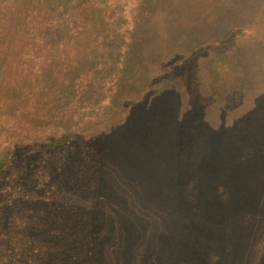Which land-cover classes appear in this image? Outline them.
Returning a JSON list of instances; mask_svg holds the SVG:
<instances>
[{
	"label": "trees",
	"instance_id": "16d2710c",
	"mask_svg": "<svg viewBox=\"0 0 264 264\" xmlns=\"http://www.w3.org/2000/svg\"><path fill=\"white\" fill-rule=\"evenodd\" d=\"M52 2L0 0V75L15 72L8 67L6 50L2 55V49L7 47V39L18 21L23 24L26 37H35L43 28L41 22L47 24V34L37 40L40 52L23 54L24 66L42 72L47 69L56 79L72 73L67 80L69 97L63 109L49 114L47 122L20 127L8 142L10 148L8 145L7 151H0V250L7 251L1 264H92L88 257L90 243H96L94 264H191L193 260L204 264L201 258L208 264H239L232 260L236 255L245 259L242 264H264V215L259 222L251 211L241 224L235 222L242 226L255 224L260 229L255 231L256 237L228 240L224 250H214L198 241L194 246L200 253L194 258L187 249L198 236L184 227L187 217L200 224L205 222L200 210L208 214L213 225L216 213L218 216L228 210L229 214L233 209L230 202L216 205L214 200L218 190L224 192L221 180L227 178L235 183L226 175L234 169L228 168V159L235 154L227 158V163L216 161L213 165L208 156L217 148L233 153L235 137L240 144L253 145L254 136L264 151V92L239 82L224 92L206 91L197 44H193L191 60L177 59L183 60L182 64L186 62L180 66L179 76L176 65H167L166 58L183 47L200 25L185 24L181 14L186 9L174 1L156 0L155 6L162 7L148 21L139 18L140 6L131 9L121 0H74L69 6H77V10L52 6ZM148 3L153 6L154 0ZM202 3L188 0L186 6ZM168 5L177 10L166 13ZM173 14L174 19L170 16ZM242 29L235 27L225 40L212 42L208 47L226 56L240 46ZM51 33L57 35L54 44H49ZM209 64L216 69L214 61ZM136 74L139 76L134 78ZM133 83L139 86V94L121 119L111 122L106 130H98L87 138L79 134L81 130L64 128L63 123L70 120H76L81 129L97 121L109 105H120L125 98L123 92ZM71 84L74 85L70 90ZM259 91L258 101L249 104L250 95ZM184 99L190 103L188 107L182 105ZM82 110L90 112L84 123L80 118ZM213 111L219 114L218 121L205 122V131L210 133L209 138L205 137L206 144H201V137L200 141L195 138L190 141L195 144L192 153L185 154V140L180 137L187 131V121L192 116L191 120L197 123V114L202 115L199 118H210ZM238 112L245 115L241 121L235 120ZM221 115L223 121L219 119ZM225 130L231 133L230 139H225ZM248 135H252L250 139L245 137L246 142H240ZM240 157L236 159L239 168L246 162ZM249 159L255 164L254 170L244 166L240 169L244 173L235 172L241 173L239 183L243 184L244 195L252 191L249 172L258 167L261 173L257 175L264 179V156L256 154ZM185 169L194 171L197 177L188 180V187L183 188L179 187V180ZM86 170H94V174L87 176ZM102 181L105 201L101 208L105 207L102 216L106 215V223L99 234L91 235L88 212L92 211L90 201L95 198L91 196ZM18 192L24 196H18ZM205 194L213 198L211 203L199 199ZM224 197H228L226 193ZM250 199L255 201L257 193ZM175 201L177 205L184 201L191 208L190 215L183 209H174ZM29 204L41 209L35 211L28 208Z\"/></svg>",
	"mask_w": 264,
	"mask_h": 264
},
{
	"label": "rangeland",
	"instance_id": "374dc122",
	"mask_svg": "<svg viewBox=\"0 0 264 264\" xmlns=\"http://www.w3.org/2000/svg\"><path fill=\"white\" fill-rule=\"evenodd\" d=\"M52 1V6H64L72 8L73 6H69V4H73L74 0ZM169 1H174L178 4V6L186 9V13L184 12V14H181L183 18H185V20L183 21L185 24L188 25L200 23L198 29H196V33L184 42L185 45L178 48L173 56L166 58V61L168 60V62H166L167 65L170 64V67H174L176 65L178 76L181 74L179 72V70L182 69L180 66H183L186 62L182 64L183 60L178 62L177 59L181 57L184 58V60H191L189 59V56L190 54L194 55V50L192 49L194 47L193 44H197L198 48L201 49L200 51H198L197 56L202 59L203 69L201 73L205 81L203 87L206 91L210 92L211 90L220 89L224 92L234 82H239L240 84L249 85L251 89H258L264 92V0H202V6H186L188 0ZM121 2L123 4L128 3L131 9L136 7L138 8L140 6L142 14L139 18L144 17L147 21L151 18V14L154 11L162 7L155 6L156 0H154L153 6L148 3V0H121ZM16 7H19L17 10H21L20 6ZM73 9L77 10V6H74ZM174 10H177L175 6L168 5L166 6L164 11L168 13ZM175 14L170 16L174 19ZM128 16L131 17V13L128 14ZM54 18L57 17L55 16ZM170 19L171 18H169V20ZM41 25L43 26V28L41 27L38 29V33L35 36H38V38H35L31 36L26 37L25 28L23 29V24L21 23V21L14 23V33L7 39V47L2 49V55L6 50L5 57L7 58H5V60L6 63L9 62L8 67H10L11 70H14L15 72L9 71L8 74L1 73L0 75V151L3 148L5 151L8 150V142L15 138L16 134H18L19 132L20 127L28 126L31 123L40 124L47 122L48 115L55 111H58L59 109H63L66 99L69 97L67 88L70 83L67 80L68 78H71L72 73H64V77H62L61 79H56L55 77L51 76L47 69H43L42 72L38 68L34 70L32 66L23 65V57L25 54L30 53L32 55H38V53L40 52V45L37 44V40L47 34V24H42L41 22ZM235 27H238L239 29L243 28L242 32H244L243 37L240 39L241 44L240 46H237L238 49L232 48L231 51H229V53L225 56L224 53L213 52V50L208 47L212 42L214 43L219 40H225L231 32L233 34V32L235 31ZM49 35V44H54L57 41V35L55 33L48 34V36ZM210 61H214L216 69L212 64H209ZM213 74H215V77ZM138 76L139 75L136 74L134 75V78H137ZM73 85L74 84L70 85V90ZM149 88L152 87L149 86ZM138 89L139 86H137L135 83L130 85L123 92V96L125 98L121 103L119 102L120 105H109L108 108L103 111L102 116L99 117L97 121L84 126V129L88 127L89 129L84 130L79 128V123L76 120H70L68 123H63L64 128L67 131L81 130V133L79 134L84 137L86 136L87 138H90L94 133H97L96 131L98 130H106L111 126V122L120 120L123 114L126 113V110L129 108L130 103H132V100L134 99V96L136 97V94H139ZM91 91L96 92V90L93 88L91 89ZM98 91L99 90H97V92ZM98 93H100V91ZM258 93H260V91L255 92V96H253V94L250 95V97L248 98L249 104L252 101H258V99H256V95ZM182 105L184 107H188L190 103L188 104L184 99L182 101ZM185 109L187 110V108ZM187 111L194 112V109H189ZM81 114L82 115L80 116V118L84 119L82 123L86 122L87 119L90 118L87 115L90 114V112H87L86 110H82ZM217 115L219 114L215 113V111H213V113L210 115V118H199V116L202 115L197 114V123H195L194 120H191V116V121H187V131L184 132L180 137V140H185L183 148L185 154L187 153V155H190L192 153V145L195 144H190V141L195 138L200 141L201 137V144H206L205 137L209 138L210 136V133H207L205 131L207 127L206 123L210 119L217 122ZM242 115V112L235 113V120H243L245 115ZM185 116L186 115L183 114V118L186 119ZM221 117L222 118H220L219 116V119L223 121V115H221ZM200 119L203 121H200ZM230 135L231 133L226 131L225 139H230ZM250 136L252 135L243 136L240 142H246L245 137H249L250 139ZM220 138L221 141H223L222 136H220ZM236 138L237 137L234 138V142L237 145L234 147L233 153L225 149L222 150L220 148H217L216 151L215 149L212 150L213 152H210L208 156L210 165H213V163L215 164L216 161H224L227 163V158L233 156L232 154H235V157L233 159H228V168H234L233 171L228 172L226 170V173H228H225L227 176H231V178H234L233 180H235V183L231 184L230 182H228L229 180L227 178L225 179V181L221 180L224 192H220V190H218L217 196L214 195L216 199L214 200V203H216V205L230 202L231 204H234L233 209L229 212V214H227L228 210L226 212L224 211L218 216L216 213L215 217L212 218L214 223L213 225L208 220L210 218L208 214L205 215L204 211L203 214L202 210H200V215H203V218L206 217L204 223L200 224L195 221H191L192 219H190L189 217L186 218L188 221H185L187 223L184 227L190 229L192 233L198 236V239H195V241L192 240V242L189 243L187 249V253L193 258L195 254L200 253V251L195 250V243L201 242L203 244L209 245L214 250H224V247L228 240H233V238H236V240H238L241 237L242 239L246 240L248 236L254 238L258 234L256 232L260 230L255 224L242 226L236 225L235 222L237 224H241V221L246 219L247 216H249V213H253L254 217H256L259 222L263 221V217L261 218V216L264 215V194L262 193L261 189L264 190V179L262 180L261 174L257 175L261 173L260 168L257 167L253 172L255 164H253L249 158L250 156L255 157L256 154L264 156V151L257 145L256 141H254V136L252 142L253 145H246L247 143L240 144L238 139V141L236 142ZM197 150L200 151L199 148H197ZM2 153L5 152H1V154ZM85 154H87L88 156L89 153L86 152ZM241 155L243 156L242 160L246 162L239 164V168L237 166L238 160L236 159H241ZM257 158L261 160L260 157ZM244 166H252L253 168V170L249 172L248 175L250 184H252L253 187L252 188L250 186L249 189L252 190V193L250 191H246L245 195L242 190L243 184L239 183L241 173H235L237 172V170H240ZM240 171L244 173L242 170ZM93 174L94 170H86L87 176ZM254 176L256 177L255 180ZM103 177L104 174L103 176L101 175V178ZM194 177H197V175H194V171L190 172L187 169L183 170V177H181V179L179 180V187H188V180H191V178ZM218 181L217 179H215V182ZM100 185L102 186L99 188L97 187L96 194H93L91 196L95 198L91 199L90 205L92 211L88 212V232L91 235L95 233L99 234L100 229L102 230L104 227L103 225L106 223L104 222L106 215H104L105 217L102 216V213L105 212V207L101 208L105 201V187L103 181ZM258 187L261 189H258ZM224 193L227 194V198L224 197ZM256 193L257 199L255 201L251 200L250 198L254 197ZM16 194L18 196H24L22 192H18ZM174 197L175 192L173 191V198ZM199 199L204 201L205 203H211L210 201H212L213 198L210 195L205 194L204 197L199 196ZM0 201H2V199H0ZM61 206L62 204L60 205V207ZM28 208H31L35 211H39L41 209L39 206H37V204H29ZM174 209L179 212L182 211L181 209H183L184 213L186 212L188 216L190 215L188 213H190L191 208L185 206L184 201L181 205H177L175 201ZM206 222L208 224L210 223L211 225H208ZM41 230L38 231V234H40ZM240 244L243 245L242 243ZM95 245L96 243L89 244L88 257H90V261H92V264H94V257H96L94 253ZM6 257V249H1L0 264L4 260H6ZM232 260L239 261V264H242L243 261H245V259L243 260V257L237 255L232 256ZM200 262L208 264V262L204 258H201ZM197 263H199L198 260H193L191 262V264Z\"/></svg>",
	"mask_w": 264,
	"mask_h": 264
}]
</instances>
